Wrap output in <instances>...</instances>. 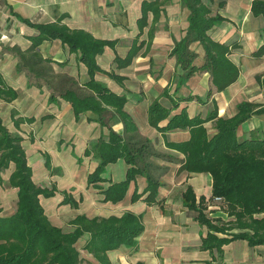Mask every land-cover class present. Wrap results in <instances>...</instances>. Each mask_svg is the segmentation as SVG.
<instances>
[{"label":"crops","instance_id":"crops-1","mask_svg":"<svg viewBox=\"0 0 264 264\" xmlns=\"http://www.w3.org/2000/svg\"><path fill=\"white\" fill-rule=\"evenodd\" d=\"M153 1L0 0V75L16 92L10 101L0 97L1 123L22 138L33 182L41 187H55L53 196H39L52 225L69 233L74 230L71 222L78 215L89 219L120 217L125 212L139 215L143 231L136 245L108 251L110 264H264V245L250 246L245 240L224 244L221 252L201 248L208 229L195 220L196 211L183 205L182 194L189 186L197 205L200 198L204 199L203 213L208 219L226 222V214L211 197V176L181 169L184 154L169 147L187 141V129L158 130L149 123V108L153 104L168 111V116L157 124L161 128L183 109L189 118L204 119L214 111L217 117L226 119L236 114V107L242 102L264 108V54L255 55L264 43V17L251 13L253 0H202L211 16L218 14L223 19L207 32L210 38L237 45L231 49L229 59L237 66L238 77L225 89L216 91L209 73L201 70L195 71L184 84H178L180 71L176 58L169 54L175 42L186 34L189 10L181 0H159V6L147 12L146 24L140 28L137 21L142 3ZM20 18L39 24H64L69 29L84 30L96 39L115 42L96 56L101 72L95 73L94 79L125 98L124 112L131 118L136 133L150 142L151 154L144 160V169L159 182L155 202H145L146 194L135 201L131 199L134 192L142 194L147 187L143 175L130 182L119 202L103 201L101 191L125 178L129 165L123 157L106 164L101 182L87 183L88 174L100 160L92 154L84 156V151L99 140L112 143L114 135H123V124L110 107L104 122L95 120L96 115L80 99L90 93L84 86L89 79L87 68L60 40H44L38 46L42 59L36 66L38 74H28L21 56L29 51L30 38L37 31ZM131 48L136 50L131 62L117 66L115 57L125 58ZM189 48L196 54L193 64L201 66L202 46L193 42ZM51 94L55 101H49ZM190 96L193 98L186 100ZM214 123L215 119L204 123L209 135L216 132ZM257 132L264 133V113L252 115L238 126L236 134L241 140ZM47 159L50 168L46 166ZM13 170L14 164L10 163L1 172L3 183ZM63 193L78 203L76 208L62 203ZM16 204L17 189L0 186V216L13 214ZM88 238L89 234L83 233L76 243L80 244V258L84 264H99L83 249Z\"/></svg>","mask_w":264,"mask_h":264},{"label":"trees","instance_id":"trees-1","mask_svg":"<svg viewBox=\"0 0 264 264\" xmlns=\"http://www.w3.org/2000/svg\"><path fill=\"white\" fill-rule=\"evenodd\" d=\"M181 4L189 10L188 28L185 36L175 42L169 54L176 58L180 71L178 84H184L195 71L201 70L209 73L215 90L221 91L238 77L239 70L229 59L231 49L237 45H226L210 38L207 32L223 19L218 14L211 16L209 7L202 0H181ZM155 6H159V0L142 3V14L137 21L140 28L146 24L147 12L152 11ZM250 9L254 16L264 17V0H253ZM19 20L37 31V35L30 38L32 43L29 51L21 56V64L24 68L28 66V74H38L36 66L42 62L37 52L38 46L44 40H60L68 47L69 52L78 55V60L87 68L89 79L84 86L90 93L80 96L86 103V108L96 115L95 120L104 122L110 107L123 124V135H114L112 143L99 140L91 149L84 151V156L92 154L100 160L96 169L88 174L87 183L96 185L101 182L106 164L123 157L129 165L125 178L101 191L103 201L119 202L125 196L130 182L138 175H143L146 177L147 187L142 194L134 192L131 199L135 201L146 194L145 202H155L159 182L144 169V160L151 154L150 142L136 133L131 118L124 112L125 98L112 93L104 84L94 79L95 73L101 72L96 56L103 52L105 46L113 47L115 42L96 39L84 30L69 29L60 23L39 24L27 19ZM193 42H198L204 50V62L201 66L193 64L196 54L189 48ZM135 53L136 50L131 48L125 58L115 57L114 61L119 67L127 66ZM262 54L264 43L255 52L257 56ZM109 75L121 80V77L114 74ZM35 84L41 87L39 83ZM0 97L5 101L16 97V92L5 83L1 75ZM192 98L190 96L186 100ZM49 101H55V95L51 94ZM236 108V114L226 119L217 117L214 111L204 119L198 116L189 118L183 109L162 128L157 124L168 116V111L157 104L149 108V123L158 130L182 128L189 131L187 141L172 143L169 147L184 154L181 169L208 173L212 179L211 197H221L223 200V210L228 220L213 221L203 213L204 199L200 198L197 205L189 186L182 194L183 205L196 211L195 220L208 229V233L202 238L201 248H216L218 252H221L224 244L238 239L247 241L250 246L264 245V133L257 132L241 140L236 134L240 124L252 115L263 114L264 108L249 102H242ZM210 119H215L216 132L213 135H209L204 127V123ZM14 123L18 125V120L15 119ZM21 141L22 138L10 133L0 120V186L4 184L1 172L13 163L14 170L6 183L17 189L15 212L9 216H0V264H82L76 243L83 233L89 234L83 249L92 254L99 264H110L108 251L122 245H136L137 237L143 231V224L139 215L130 212L107 219H89L78 215L72 220L75 228L69 233L52 225L40 204L39 196H53L55 187H41L33 182ZM77 161L81 162V159L78 158ZM46 166L50 168L48 159ZM63 194L62 203H69L76 208L78 203ZM223 224L238 232L227 233L229 229L223 227ZM217 234L224 236L219 237Z\"/></svg>","mask_w":264,"mask_h":264},{"label":"rangeland","instance_id":"rangeland-1","mask_svg":"<svg viewBox=\"0 0 264 264\" xmlns=\"http://www.w3.org/2000/svg\"><path fill=\"white\" fill-rule=\"evenodd\" d=\"M2 187L3 188H9V186L7 185V183H4L3 185H2ZM233 225V224H232ZM223 227H225L226 229H229V230H227V233H237L238 232V230L237 229H233V228H228V226H226V225H224L223 224ZM231 227H233V226H231ZM77 246V248L79 249L80 248V244H78V245H76ZM82 264H84V262H83V259H82Z\"/></svg>","mask_w":264,"mask_h":264},{"label":"built area","instance_id":"built-area-1","mask_svg":"<svg viewBox=\"0 0 264 264\" xmlns=\"http://www.w3.org/2000/svg\"><path fill=\"white\" fill-rule=\"evenodd\" d=\"M213 201H214L215 203H217V204L219 205L220 210L224 212V210H223V200H222V198H221V197H213ZM224 213H225V212H224ZM225 214H226V213H225ZM226 216H227V215H226ZM227 218H228V217H227Z\"/></svg>","mask_w":264,"mask_h":264}]
</instances>
